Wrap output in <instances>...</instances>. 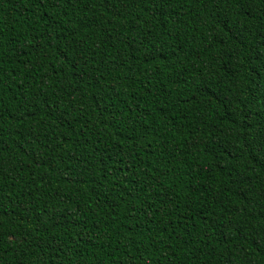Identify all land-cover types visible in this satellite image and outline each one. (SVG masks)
<instances>
[{"label":"trees","instance_id":"16d2710c","mask_svg":"<svg viewBox=\"0 0 264 264\" xmlns=\"http://www.w3.org/2000/svg\"><path fill=\"white\" fill-rule=\"evenodd\" d=\"M0 264H264V0H0Z\"/></svg>","mask_w":264,"mask_h":264}]
</instances>
